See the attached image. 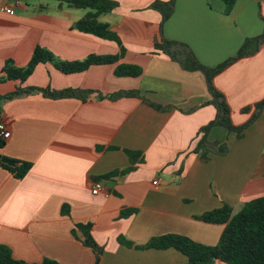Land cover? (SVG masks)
<instances>
[{
  "label": "crops",
  "instance_id": "0c3cea01",
  "mask_svg": "<svg viewBox=\"0 0 264 264\" xmlns=\"http://www.w3.org/2000/svg\"><path fill=\"white\" fill-rule=\"evenodd\" d=\"M114 1L119 5L98 20L125 46L118 62L70 74L41 63L23 84L91 89L90 98L35 93L2 106L0 121L11 135L0 153L32 163L23 178L0 166V244L16 259L97 264L95 250L77 227L91 223L103 248L99 264H188V256L175 247L143 246L165 234L216 245L226 224L196 216L224 204L236 212L264 196V109L242 138L214 126L209 140L227 143L228 152L203 160L194 148L200 129L217 114L215 105L206 103L212 95L205 74L154 48L162 38L178 41L202 64L217 66L246 38L264 34V0H237L229 12L223 0H175L163 24L161 12L151 7L156 0ZM12 3L0 0V5ZM88 12L57 0H22L12 13L0 9V72L8 59L28 64L38 45L67 61L120 53L115 41L75 27ZM121 63L138 65L142 72L117 76ZM18 85L6 81L0 94ZM215 85L226 95L234 123L247 121L251 113L242 108L264 97V43L218 74ZM119 90L138 95L98 97ZM95 180L103 184L96 194Z\"/></svg>",
  "mask_w": 264,
  "mask_h": 264
},
{
  "label": "trees",
  "instance_id": "16d2710c",
  "mask_svg": "<svg viewBox=\"0 0 264 264\" xmlns=\"http://www.w3.org/2000/svg\"><path fill=\"white\" fill-rule=\"evenodd\" d=\"M68 4L74 8L89 9L86 16L75 23L81 31L93 33L94 35L115 41L121 52L111 55L90 54L82 60L67 61L62 60L51 50L43 46H36L30 61L25 66H17L13 59L5 62L0 72V84L15 80L20 85L7 94H0V113L3 104L14 98L27 96L30 94L41 93L50 98L74 97L86 100L94 94V90L82 88H64L54 89L50 86H23L28 78L33 74L37 65L41 63H50L55 68L65 74L82 72L92 65L111 64L118 62L125 53V46L117 35L110 29L108 23L98 20V16L103 13L112 12L119 4L114 0H57ZM226 5V11L229 12L237 0H223ZM175 0L162 1L156 0L151 7L157 9L162 14V24L169 18L174 10ZM264 43V34L246 38L237 53L223 61L217 66L210 67L202 64L194 52L184 43L162 38L155 41V51L164 52L172 59L181 63L187 70H200L205 74L207 85L212 98L206 103L213 104L217 108V114L214 119L209 121L200 129V138L194 148L195 153H201L203 160L209 159L210 153L224 155L228 152L227 143L210 141L208 138L209 131L214 126H225L230 131L242 138L244 130L250 126L261 114L264 109V97L254 103L242 108V112L251 113L249 119L244 123L237 125L232 119V108L226 95L215 85V77L224 71L231 64L244 57L256 54ZM117 76H138L142 68L138 65L121 63L115 68ZM136 90H119L111 94H99V98L119 99L126 96H137ZM6 144V140L0 136V149ZM129 156L134 157L135 152L127 151ZM0 166L13 173L17 178H23L32 168L29 161L12 158L0 153ZM134 167H128L124 170H116L107 174L105 177L128 172ZM65 206V213L68 212ZM196 218L214 223H225L219 242L216 245H205L194 241L188 236L180 234H165L152 238L143 247L168 248L175 247L188 256V264H212L219 259L229 264H264V196L255 198L245 203L238 211L228 205L207 211ZM77 227L85 235L84 243L91 246L97 255V264L101 259L103 248L97 244L91 234V223H78ZM0 264H59L58 261L51 258H44L40 263H28L23 260L14 258L10 247L0 244Z\"/></svg>",
  "mask_w": 264,
  "mask_h": 264
},
{
  "label": "built area",
  "instance_id": "2783aa9c",
  "mask_svg": "<svg viewBox=\"0 0 264 264\" xmlns=\"http://www.w3.org/2000/svg\"><path fill=\"white\" fill-rule=\"evenodd\" d=\"M22 0H13L12 4H3L0 5V9L5 11L6 13H12L15 6L20 5ZM10 131L7 128L5 122L0 121V136H2L6 141L10 138ZM157 180L154 181L157 184ZM103 188V184L99 180H95L92 186V192L94 194L98 193Z\"/></svg>",
  "mask_w": 264,
  "mask_h": 264
},
{
  "label": "rangeland",
  "instance_id": "374dc122",
  "mask_svg": "<svg viewBox=\"0 0 264 264\" xmlns=\"http://www.w3.org/2000/svg\"><path fill=\"white\" fill-rule=\"evenodd\" d=\"M50 65V64H49ZM52 65V64H51Z\"/></svg>",
  "mask_w": 264,
  "mask_h": 264
}]
</instances>
